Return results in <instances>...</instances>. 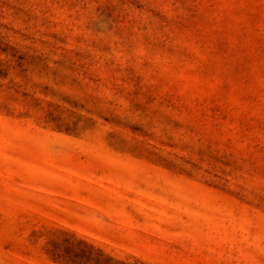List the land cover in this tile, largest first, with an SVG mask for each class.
Returning <instances> with one entry per match:
<instances>
[{"label": "rangeland", "instance_id": "374dc122", "mask_svg": "<svg viewBox=\"0 0 264 264\" xmlns=\"http://www.w3.org/2000/svg\"><path fill=\"white\" fill-rule=\"evenodd\" d=\"M0 264H264V0H0Z\"/></svg>", "mask_w": 264, "mask_h": 264}]
</instances>
